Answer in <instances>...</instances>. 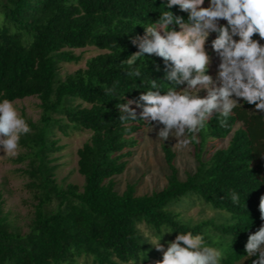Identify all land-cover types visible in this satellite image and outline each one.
Here are the masks:
<instances>
[{"label":"trees","instance_id":"16d2710c","mask_svg":"<svg viewBox=\"0 0 264 264\" xmlns=\"http://www.w3.org/2000/svg\"><path fill=\"white\" fill-rule=\"evenodd\" d=\"M167 2L0 0V101L35 97L40 108L36 122L22 115L31 132L21 137L24 152L13 160L25 164L18 171L27 180L24 188L34 202L33 217L27 232L14 229L0 196V264H157L163 253L150 238L169 230L172 233L160 242L165 250L178 233L190 231L222 250L221 264H252L256 258L247 259L244 250L248 236L264 224L259 212L264 197V113L254 105L241 101L226 127L215 115L207 122L192 144L195 171L183 181L173 166L174 153L163 147L170 171L164 188L142 196L136 195V184H128L120 194L115 190L114 177L125 171L138 145L136 134L151 125L138 115L136 121H121L118 104L138 100L150 89V80H157L161 94L171 86L158 57L146 54L137 61L139 78L126 76L127 66L121 62L138 51L132 39L143 36L145 24L155 23L165 10L187 21L188 13L178 6L168 9ZM87 47L102 53L61 77V64L80 61L72 51ZM206 74L215 80L210 67ZM106 89L114 91L105 94ZM56 131L64 136L90 133L77 150L81 188L56 181L53 155L64 148ZM228 137L225 148L202 158L208 140ZM233 191L239 195L238 205L229 199ZM196 203L210 208L215 217L186 219L184 210Z\"/></svg>","mask_w":264,"mask_h":264},{"label":"clouds","instance_id":"9594fccd","mask_svg":"<svg viewBox=\"0 0 264 264\" xmlns=\"http://www.w3.org/2000/svg\"><path fill=\"white\" fill-rule=\"evenodd\" d=\"M204 2L168 0L166 7L178 6L181 12L188 13L187 21L165 10L155 23L145 24L143 36L132 39L138 51L121 62L127 66L126 76L139 78L141 70L136 63L145 60L146 54L163 61L164 79L171 82L168 90L161 94L157 80H150V89L138 100H128L117 108L122 113L121 121L137 120L130 105L141 108V119L163 126L157 137L162 141L174 137L178 149L198 142L197 134L214 115L220 126L226 127L233 110L241 106L238 100L264 113V45L252 39L258 35L264 40V0H209L208 6L203 7ZM220 20L226 25H219ZM177 27L179 30H175ZM212 33L216 35L210 47L220 60L215 80L206 74L210 58L205 44ZM178 86L185 87L177 90ZM113 91L106 89L105 94ZM201 91L206 92L203 98L198 96ZM30 132L13 102L0 101V151L9 158L17 156L21 137ZM229 199L234 205L239 204L235 191ZM259 212L264 221V197L260 199ZM171 233L165 231L154 238L152 245L163 253L157 264H221L222 250L209 246L203 234L178 233L165 250L161 239ZM244 250L247 259L256 257L252 264H264V224L248 236Z\"/></svg>","mask_w":264,"mask_h":264},{"label":"rangeland","instance_id":"374dc122","mask_svg":"<svg viewBox=\"0 0 264 264\" xmlns=\"http://www.w3.org/2000/svg\"><path fill=\"white\" fill-rule=\"evenodd\" d=\"M208 4L209 0H205L202 6L207 7ZM223 22V20H220L218 23L221 25ZM213 39H215V33L210 34L205 44V50L210 58V70L214 74V78H216L220 60L210 47ZM234 39L238 40V37H234ZM253 40L264 45V40H260L259 36ZM72 53L75 56H79L80 61L77 64H61L59 70L61 77L84 68L89 58L101 54L102 51L95 47H87L85 49L73 50ZM198 96L203 98L206 96V92L201 91L198 93ZM233 98L235 99V97ZM241 101L238 100V103L240 104ZM13 105L21 116L24 115L32 122H36L39 119L40 108L37 98L30 97L17 100L13 102ZM130 107L139 116L142 109L136 108L134 105H130ZM149 127L152 128V131ZM149 127H144L142 131L136 134L138 145L133 150V155L129 158L125 171L121 175L114 177L115 190L119 194L125 190L128 184H136L137 196L148 195L153 191H160L166 186L167 176L170 171L162 150L163 147L169 148L175 155L173 166L177 169L179 180L183 181L188 174H192L195 171L197 162L194 155L195 149L192 144L188 148L178 149L175 146L177 141L174 137L169 136L165 141L157 137L159 129L163 127L162 125L152 122ZM55 137L59 140V144L64 147L61 152L53 155V158L56 159L55 163L58 165L56 181L62 185L74 184L81 188L83 178L77 172V150L83 143L88 141L90 133L88 131H72L69 136H64L59 131H56ZM229 138L224 140H208L201 151L202 158L207 159L215 150L225 148ZM23 152V149H18V155ZM17 156L9 158L0 151V196L4 201L3 212L7 214L11 226L21 233H25L33 217L34 202L30 193L24 188L27 182L26 178L22 177L18 171L25 168V164L13 162ZM183 215L186 219L197 222L214 218L216 214L207 206L196 203L193 207L184 210ZM139 227L145 235H150L149 230L144 225H140ZM154 238H150L152 243H154Z\"/></svg>","mask_w":264,"mask_h":264}]
</instances>
